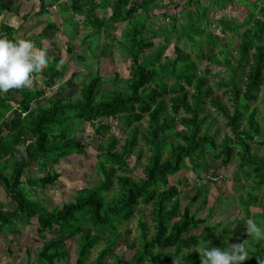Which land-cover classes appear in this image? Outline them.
<instances>
[{"label": "trees", "instance_id": "16d2710c", "mask_svg": "<svg viewBox=\"0 0 264 264\" xmlns=\"http://www.w3.org/2000/svg\"><path fill=\"white\" fill-rule=\"evenodd\" d=\"M160 1L165 2L163 8L157 0H37L39 10L35 15L47 17L37 23L58 29V20L50 17L65 18L66 13L71 17L66 22L73 26L67 48L70 55L77 51L72 43L80 31L88 32L81 45L105 35L107 45L99 56H107L117 42L131 67L126 79L106 78L97 69L83 82L79 97L54 94L36 107L34 103L44 96L45 89L0 93V191L14 204L11 210L0 205V236L20 231L19 214L29 223L37 222L42 246L26 249L27 264H68L70 240L76 242V264H105L109 258L112 264H173V257L181 252L185 264H201L193 248L198 242L222 250L228 246L224 233L210 240L221 223L208 225L207 218L192 211L199 200L200 208L208 204L203 185L192 187L196 193L183 207L182 193L178 186L170 184V178L184 171V177H178L177 182L188 187L186 175L194 171L202 180L208 156L223 166L234 162L235 178L252 179L249 190L241 196L243 213L246 219L264 226V207L260 213L251 211L262 204L253 192L264 191V154L254 151L264 146V117L259 118L254 106L264 85V0H212L211 5L220 8L238 2L251 10L246 21L224 24L239 32L235 47L232 42L221 44L212 32L204 41L200 39L214 22L206 5L196 12L182 11L187 13L184 18L189 28L185 31V25L176 30V17L168 13L173 1ZM113 3L121 7L112 9ZM199 3L210 2L187 0V9ZM98 10L108 11L100 17ZM6 11L11 12L8 3L0 0V18L6 16ZM31 17L27 13L23 21ZM161 20H169V25L162 26L157 22ZM121 24L126 27L117 39L115 32ZM19 33L18 27L0 20V36L7 34L12 39ZM158 38L163 42L158 44ZM26 39L45 48L42 34ZM174 42L175 57L164 64L165 53ZM215 46L220 48L218 52ZM49 57L48 68L39 75L44 88L73 87L78 73L62 81L65 74L57 66L61 57ZM62 63L67 69L68 62ZM215 67L224 72L215 85L217 89L225 88L230 106L214 95L209 84ZM208 104L226 121L229 132L222 137L219 129L211 132L214 121L210 120ZM10 113L13 115L8 119ZM144 121L147 128L143 131ZM83 124L93 126L102 138L96 148L99 180L92 186L80 187L61 205L50 207L33 191L44 194L62 179L55 166L72 155L85 154L87 147L77 138ZM116 124L120 137L113 131ZM145 156L142 174L136 179L134 174ZM34 166L40 168L41 175L25 178ZM143 207H150L151 227L140 217L136 240L127 226L143 216ZM236 239L243 242L244 236L238 233ZM121 242L132 252L129 259L115 252ZM248 243L251 247L245 264H264V240L251 239ZM97 246L102 249L92 259Z\"/></svg>", "mask_w": 264, "mask_h": 264}, {"label": "rangeland", "instance_id": "374dc122", "mask_svg": "<svg viewBox=\"0 0 264 264\" xmlns=\"http://www.w3.org/2000/svg\"><path fill=\"white\" fill-rule=\"evenodd\" d=\"M5 3H8V6L11 9V12L6 11V16L1 17L0 20H4L10 25H14L19 27L20 38L26 37H35L38 34L43 35V44L44 47L48 50L49 55L61 57L62 62H68V68L63 67V63H57V66L64 72V77L62 81H66L70 78V76L76 72L78 73V77L75 80L73 87L62 90L59 85L52 89L44 88L42 85V79L39 77L38 83L34 86V89H45V94L42 98L37 100L34 103V107L39 105H44L51 95H57L58 97L65 98H77L79 97V91L83 82H86L90 79L94 74L95 70H99L102 76L114 78L119 76V79H126L130 75V61L123 58L118 48L117 42L112 46L111 52H108V55H100L99 52L105 49L107 45V40L104 39V36H101L99 39H93L90 42H87L85 45L82 44V40L86 37L88 32L80 31L79 36L73 40L74 45L77 46L76 52L72 55L69 54L68 43H70V37L72 36L73 26L66 24V22L71 18L67 13L64 14L65 18L56 19L55 16L50 17L53 21L58 20V29H53L48 26V24H39L37 21L42 19L45 21L47 17H38L35 14L39 10V6L37 4V0H4ZM98 1V0H96ZM100 1V0H99ZM173 4L168 10L169 15L171 17H176L175 26L176 30H179L180 27L185 25V31L188 30L187 20L184 16L187 14H182V11L188 10L187 12H196L203 5H206L211 19L214 21L211 23L209 29H206L203 35L201 36V40H205V36L208 32H212L214 37L219 38L221 44H229L232 42L236 46V42L239 39V32L235 30H231L225 26L226 24L235 22L242 23L246 21L248 15L251 13V10L248 9L243 3L233 2L227 7L220 8L218 6L211 5L212 0H204L209 1V5L199 3L198 5H194L192 9H187V0H172ZM249 2H256L258 0H247ZM160 6H164L160 0H157ZM205 6V7H206ZM121 6L117 3H113L111 8L119 9ZM226 8V9H225ZM109 10V9H108ZM107 10V11H108ZM55 11V10H54ZM106 11V12H107ZM160 11V10H158ZM157 13H161L158 12ZM104 12V13H106ZM29 14L32 17L27 21H23V16L25 14ZM98 10V14L100 17L104 14ZM55 14L58 17L57 12ZM79 16V15H78ZM66 19V20H65ZM77 20L81 19V17L76 18ZM37 20V21H36ZM219 21H224L223 24H218ZM162 24V26L169 25V20H161L157 21ZM225 24V25H224ZM126 24H121L117 26V30L115 35L117 39L121 37L122 32L124 31ZM241 30H244L241 29ZM87 31V30H86ZM105 34H107L105 32ZM163 42L161 38L157 39V43ZM192 40L190 43L192 44ZM175 42L170 45L169 49L166 51L165 56L163 58V63H170L175 55H174V46ZM181 47V43H179ZM206 48V45L202 47V50ZM216 52L220 50L219 47H214ZM186 52L190 51V48L185 49ZM97 53L98 55H94ZM196 52H192L195 54ZM100 57V58H99ZM64 63V64H65ZM207 64L203 66L205 69ZM213 74L215 76L209 77V84L213 87L214 95L221 97L224 102H226L229 106L231 102L228 97L229 94L225 93V88L217 89L215 82L221 79L224 72L222 68H212ZM221 72V73H220ZM220 73V75H219ZM108 88H106L107 90ZM257 107L259 111V118L264 117V85L261 88V92L259 94V100L254 105ZM209 115H211L210 120L214 121L213 128L211 132L219 129L220 136L222 137L224 133H228L229 129L226 127V121L222 118L218 113L215 112L213 108H211L210 104H208ZM12 113H10L7 118L10 119L12 117ZM147 128V122L144 121L142 123V129ZM114 133L120 137L121 130L119 129V125H115L113 129ZM78 140L84 144L87 148L85 154L82 156L72 155L71 157L63 160L59 165L55 166L56 170L62 175V179L57 182L56 185L48 188V190L43 194L38 191H33V194L39 195L42 198V201L49 204L50 207H55L61 205L65 200L72 198L73 194H75L76 190L80 187L87 185L92 186L96 184L99 180V174L96 167V148L101 141V137L96 134L95 129L90 124H83L77 133ZM123 144V141L121 142ZM254 151L258 155L264 154V146L254 149ZM146 156L142 159L141 164L138 166L134 176L136 179L142 174L143 167L145 166ZM206 169L203 171L202 180L197 179V175L194 171H191L186 176L189 178V186L187 187L185 183H178V177H184L185 172L182 171L177 175L170 178V184L178 186V189L181 191L180 200L182 206L185 207L189 204L190 199L195 195L196 190H194L193 186H201L203 185L208 192V204L206 208H200V203L202 200H199L192 208V211L196 213V215L200 218H207L208 225H214L217 223H221L220 228L217 233L212 235L210 240L217 238V236L222 235L224 233L225 243L228 245L234 243H242L236 239V235L238 233L244 236L245 240H251V238L247 235L246 231V223L247 220L243 213V204L241 201V196L245 194L249 188L248 186L252 184V179L246 181L243 177H234V172L236 169V164L233 162L228 166H223L221 161L215 160L213 157L208 156L206 158ZM135 162H132V166H134ZM41 175L40 168L34 166L30 168L25 175V178H35ZM242 187V189H238ZM263 190L258 194L253 192V195L257 196L260 200H262L261 205H257V207H252L251 211L253 213L263 212L264 207V194ZM0 205L5 207L6 209H14V204L11 200L6 197L0 191ZM143 216L136 217L131 221V223L127 226L128 229L132 231L131 237L138 240L139 238V227L138 221L139 218L142 217L144 221H147L151 227V223L149 222V214L150 207H143ZM19 228L20 231L13 232L11 231L8 235L0 236V264H27L29 261L28 254L26 252L27 248L38 249L42 246V240L39 239L37 233V222L33 220V222H27L25 217L22 214H19ZM237 220V221H236ZM126 228V226L124 227ZM201 231V230H199ZM68 247L70 249L71 258L68 264H76L77 260V246L74 240H70L68 242ZM248 247H251V244L248 243ZM102 249V246H97V248L92 253V259L98 256L99 251ZM115 252L125 259H129L132 256L131 250L127 249V245L124 243H120L116 248ZM113 259L109 258L105 264H112ZM60 264V263H58ZM64 264V263H61Z\"/></svg>", "mask_w": 264, "mask_h": 264}, {"label": "clouds", "instance_id": "9594fccd", "mask_svg": "<svg viewBox=\"0 0 264 264\" xmlns=\"http://www.w3.org/2000/svg\"><path fill=\"white\" fill-rule=\"evenodd\" d=\"M50 59L48 50L37 47L30 39H10L7 34L0 36V93L32 90L39 75L48 68ZM245 223L247 235L252 240H264V226L251 218ZM248 241L230 244L224 250L205 247L204 241L193 248L199 253L201 264H245L249 260ZM173 264H185L183 252L173 257Z\"/></svg>", "mask_w": 264, "mask_h": 264}, {"label": "crops", "instance_id": "0c3cea01", "mask_svg": "<svg viewBox=\"0 0 264 264\" xmlns=\"http://www.w3.org/2000/svg\"><path fill=\"white\" fill-rule=\"evenodd\" d=\"M6 13V12H5ZM6 15V14H5ZM12 26H14V25H12ZM14 27H16V26H14ZM19 28V27H18Z\"/></svg>", "mask_w": 264, "mask_h": 264}]
</instances>
